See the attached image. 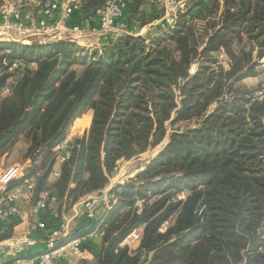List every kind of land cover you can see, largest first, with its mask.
<instances>
[{
    "label": "trees",
    "instance_id": "trees-1",
    "mask_svg": "<svg viewBox=\"0 0 264 264\" xmlns=\"http://www.w3.org/2000/svg\"><path fill=\"white\" fill-rule=\"evenodd\" d=\"M106 1L84 0L71 24H94ZM155 1L128 0L126 16L154 11ZM263 59L264 0H190L170 33L122 36L99 49L0 42V158L24 142L34 202L48 193L60 215L105 191L121 161L168 137L135 178L111 189L109 208L97 209L101 247L88 238L100 219L86 213L70 238L86 237L81 248L96 264H264V89L245 86ZM88 111L90 129L53 178V149Z\"/></svg>",
    "mask_w": 264,
    "mask_h": 264
},
{
    "label": "built area",
    "instance_id": "built-area-1",
    "mask_svg": "<svg viewBox=\"0 0 264 264\" xmlns=\"http://www.w3.org/2000/svg\"><path fill=\"white\" fill-rule=\"evenodd\" d=\"M83 1H7L0 8V42L20 46H31L34 43L41 45L60 42L76 43L81 41L86 33L108 37L111 30L118 29L119 32L129 30L128 26L121 21L128 8V0H107L104 9L99 12V23L97 25L95 22L91 23V28L87 30L82 25L71 24L73 14L82 7ZM166 3L176 4V11L166 10ZM155 5L156 7L159 5L165 7V15L157 22L162 27L161 35L163 36L175 29L179 20V12L184 10L186 3L180 0H156ZM118 22L120 24L117 26ZM136 35H140V33ZM218 60L225 68H228V60L223 51L218 54ZM19 68L20 64L15 63L9 68V71L16 72ZM12 82L10 81V83ZM10 93L11 89L8 86L4 89L3 95ZM262 95H264V91ZM70 150L71 146L68 140L53 149L56 159L53 178L59 176V166L69 159ZM2 166L0 165V234L6 233L10 224L14 223L15 225L13 235L0 240V264H59L60 262H69L71 257H76L81 261L85 260L87 251L82 250L81 246L87 238H70L74 229H70L72 220L64 221L52 231H49L50 228L44 221L29 223V214L39 215L42 212L59 219V215L50 211L48 206L49 202H56V198H50L48 193H44L40 200L34 202L36 184L34 180L24 178L26 168L18 164L5 169ZM29 166L30 161L27 168ZM23 178L21 184L14 185V182ZM97 202L98 199H92L85 206L88 218L100 219L95 233L99 232V228L105 220L96 212ZM24 223L28 224V236L13 240L14 229L16 230V227ZM36 233H44V236H41L43 250L27 255L39 244L38 239L31 237ZM140 237V233L134 232L128 240L132 239L138 243ZM4 258H11L12 261L3 263Z\"/></svg>",
    "mask_w": 264,
    "mask_h": 264
},
{
    "label": "rangeland",
    "instance_id": "rangeland-1",
    "mask_svg": "<svg viewBox=\"0 0 264 264\" xmlns=\"http://www.w3.org/2000/svg\"><path fill=\"white\" fill-rule=\"evenodd\" d=\"M180 1L187 3L190 0H180ZM171 5L172 4H170V3H166V10H168L169 12L176 11L177 5L176 4H174L172 6ZM201 8H195L194 10H192L190 16L194 17L199 12V10ZM203 8H205V6H203ZM165 13H166V11H165V7L163 5L162 6L159 5V7H155V10L153 11V13L149 12L150 16H152V18L149 20V23L147 25L143 26L142 23L147 18L144 15L145 13H141V12L138 13V15H135V20H134L132 18L133 16H131V14L126 16V12H125L121 21H123L128 26V23L126 21L130 18V16L133 19V22L131 23L132 26L131 25L128 26L129 30L127 32H119L118 29H114V30H111L109 32L110 34L107 33L108 37H104L102 35H94V34L86 33L84 35V38L81 41H77L75 44H77L78 46H80L82 48H86V47H83V44L86 43L87 41H92L93 43H98L99 44L98 46L96 44L95 46H92L90 48H86L88 50H92V49H99L103 45L107 44L110 40L112 41V40L118 39L122 36H141V35H136V34L141 33L142 30H143L142 33L145 34V36H147L148 34L152 37L157 36V35H161L163 30H162L161 25L157 24V22L165 15ZM171 15H172V13H171ZM129 21H130V19H129ZM91 23L92 22L87 21L81 25L84 29L87 30V29L91 28V26H90ZM95 23L97 25V23H99V21L97 20ZM119 24L120 23L118 22L117 26ZM145 29H148L149 32L144 33ZM32 68L33 67L31 66L29 70H31ZM196 70H197V65H193L191 67L190 73L193 74L196 72ZM259 71H260V74L257 78L248 79L245 81V86L247 88H251V89L263 88L264 89V59L262 61L261 67L259 68ZM86 114L87 115H85L83 117V120L87 121L86 129L76 131V130H74L75 126H73V128L71 129V131L69 133L70 138L68 137V139H67L70 142V144L71 143L73 144V142L76 139L83 137L88 132V130L90 129L91 123H92V121H91L90 125L88 126L90 119H91V118H89L90 113L87 112ZM76 121H75L74 125H76ZM168 142H169V138L167 137L166 140L160 146H158L152 150H149L148 152L142 154L141 156L134 158L130 161H121L118 165L116 173L114 174L113 178L111 179L110 186L108 188L114 187L115 185H118V184H124V183L128 182L130 179L135 178V176L141 171L140 169H143L149 163L150 160L155 158L160 153V151L167 145ZM25 150H26V144L24 142L21 141L18 144H16V146L9 153H7L6 155H4L3 157L0 158V165H3L2 168L5 169L11 165H16V164L24 166V168H27V166L29 165V161L26 162L23 158ZM106 190L103 191L102 196H99L98 194L92 195V196L88 197L87 199L83 200L82 202H80V203H82V211L84 213H86L85 206H86L87 202H89L92 199H98V202L96 203V207H95L97 213H98V211H97L98 208H99L100 212H102V210L104 208L105 209L109 208L108 207L109 198H108V196L106 198H104V192H106ZM73 216H74V213L72 212V209H70V211L64 209L62 214H60L58 216L59 219L54 218V216H50V214H47L46 212H42L41 214H39V217L36 216V218H35V216L33 215L32 220L33 219L37 220V219L41 218L40 221H44V222H46V224H48L50 226H54V225L58 226V225L64 223V221H66V220H68V221L72 220ZM80 217H81V215L74 218V220L72 222L70 221L71 222L70 223V225H71L70 229L74 228V226L76 225V223H77L78 219H80ZM14 231H15V229H14ZM127 243L129 244V246H131V248H135V245H137V243L134 242V240H132V239L127 240ZM69 262H66V263H69ZM73 262H75V261H73ZM60 264H61V262H60ZM75 264H84V263H83V261H80V262H76Z\"/></svg>",
    "mask_w": 264,
    "mask_h": 264
},
{
    "label": "crops",
    "instance_id": "crops-1",
    "mask_svg": "<svg viewBox=\"0 0 264 264\" xmlns=\"http://www.w3.org/2000/svg\"><path fill=\"white\" fill-rule=\"evenodd\" d=\"M189 2V1H188ZM187 2V3H188ZM141 12L143 13H153V10L150 6H146V7H143L140 9ZM150 19L152 18V16H149ZM143 32V30H142ZM140 33L141 36H145V34L143 33ZM148 29H145V32L144 33H148ZM147 37H152L150 36L149 34L147 35ZM103 43V42H102ZM105 43V42H104ZM97 44V46L99 45L98 43H93L92 41H87L86 43L83 44V47H86V48H90L92 46H95ZM82 46V45H81ZM33 68L31 69L32 71L35 70V66H32ZM90 114L89 118H92L93 116V112L92 111H88ZM87 113V112H86ZM83 114L79 119H77L76 122H84V127L83 129H86V124H87V121L83 120V117L87 114ZM87 118V117H86ZM91 120V119H90ZM69 137V136H68ZM70 138V137H69ZM124 183V182H123ZM116 186V185H115ZM114 186V187H115ZM114 187H110L106 190V192H104V198H106L108 196V193L111 191V189H113ZM49 206V209L50 211H52L53 213H59V203L58 201L56 202H49L48 204ZM70 211V210H69ZM72 212L74 213V216L72 218V221L74 220V218L78 217L79 215H84L85 213L82 211V203H78L75 207L72 208ZM34 214H29V223H34V222H37V221H40L41 218L35 220L33 219L32 220V216ZM35 218L36 216L39 217V215H34ZM71 221V222H72ZM28 224L27 223H24L23 225H19L16 230H15V234H14V237H13V240H16V239H19V238H22V237H27L28 236V228H27ZM50 229L49 231H52L54 228H56L57 226H48ZM137 233H140V235H142V231H136ZM44 233H36V234H33L31 237L32 238H35V239H38L39 241V244L33 248L31 251H29V254H33V253H36V252H40L41 250H43V244H42V240H41V236L43 235ZM44 236V235H43ZM96 246L98 247H101V234L98 232V233H92L91 235H89L88 237ZM128 244V243H127ZM139 242L137 243V245H135V248L138 246ZM135 248H132V249H135ZM12 259L11 258H4L2 260L3 263L5 262H11ZM69 263H66V262H61V264H75L76 262H80L81 260H79L78 258L76 257H71L69 259ZM75 261V262H73ZM83 263L84 264H96V259H95V256L90 253L89 251H87L86 253V257H85V260H83ZM60 264V263H59Z\"/></svg>",
    "mask_w": 264,
    "mask_h": 264
},
{
    "label": "bare ground",
    "instance_id": "bare-ground-1",
    "mask_svg": "<svg viewBox=\"0 0 264 264\" xmlns=\"http://www.w3.org/2000/svg\"><path fill=\"white\" fill-rule=\"evenodd\" d=\"M74 130H83L84 122H76V125H74Z\"/></svg>",
    "mask_w": 264,
    "mask_h": 264
},
{
    "label": "water",
    "instance_id": "water-1",
    "mask_svg": "<svg viewBox=\"0 0 264 264\" xmlns=\"http://www.w3.org/2000/svg\"><path fill=\"white\" fill-rule=\"evenodd\" d=\"M98 195H99V196H102V195H103V192L99 193Z\"/></svg>",
    "mask_w": 264,
    "mask_h": 264
}]
</instances>
